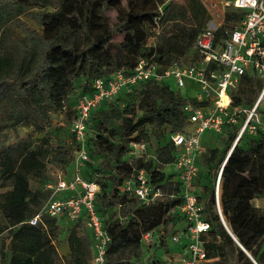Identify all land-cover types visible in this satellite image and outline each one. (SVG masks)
I'll return each instance as SVG.
<instances>
[{
    "label": "trees",
    "instance_id": "1",
    "mask_svg": "<svg viewBox=\"0 0 264 264\" xmlns=\"http://www.w3.org/2000/svg\"><path fill=\"white\" fill-rule=\"evenodd\" d=\"M106 10L115 11L112 23ZM242 15L227 9L222 26L215 31L216 40L225 38ZM25 19L39 29L30 28ZM207 21L208 11L201 0H182L177 4L172 0H0V134L20 125L31 129L28 134L16 135L13 141L6 138L0 142V187H10L0 194V235L8 233L7 244L0 246L3 263L90 264V234L80 220L69 222L42 216L36 225L27 223L49 197L43 189L51 179L49 169H61L67 175L72 172L76 144L69 132L70 124L68 144L53 145L46 132L52 116L75 114L76 98L89 91L94 79L106 78L120 69L129 73L139 57L152 56L162 67L179 62L188 54L196 59L194 50L191 52L193 42ZM182 33L189 34L193 41L181 39ZM151 35L152 45L147 43ZM115 36L121 37L118 43L112 42ZM261 86L262 81L254 74H244L231 94L232 106L250 108ZM133 95L135 102L120 111L115 101ZM187 101L194 102L166 83L146 82L102 102L90 114L87 137L92 122L95 136L93 140L88 137L90 162L82 168L81 177L99 186L95 208L109 235L106 264H136L142 233H157L160 227L164 233L169 228L178 231V225L184 223L176 210L182 203L177 187L173 198L148 206L121 193L119 187L133 169H144L150 174L151 183L171 189V175L161 169L172 164L174 148L167 136L184 131L182 106ZM138 106L142 107L141 114ZM118 118L121 122L116 124ZM148 125L165 130L166 139L149 158L130 164L126 157L129 143H147ZM238 128L233 125L223 130L227 138L221 149L203 144L205 150L197 160L199 174L193 187H199L205 195L194 191L203 204L210 232L215 228L225 241H230L214 201L216 175L226 159L221 172V213L239 244L257 264H264V210L251 204L255 198L264 199V131L244 132L226 158ZM31 133L43 136L33 140ZM95 154L101 156L107 168L95 162ZM202 174L208 180L206 185L199 180ZM31 180L40 188L31 189ZM116 206L121 210V221L108 215ZM60 221L67 222L69 228L64 257L54 246ZM167 243L166 234L156 235L154 246L167 247ZM204 245L207 258L216 254L213 242ZM235 256L234 262L223 258L216 264H253L237 245Z\"/></svg>",
    "mask_w": 264,
    "mask_h": 264
},
{
    "label": "built area",
    "instance_id": "2",
    "mask_svg": "<svg viewBox=\"0 0 264 264\" xmlns=\"http://www.w3.org/2000/svg\"><path fill=\"white\" fill-rule=\"evenodd\" d=\"M215 7V4H211ZM227 9L242 12L241 20L226 32L225 38L216 40L215 29L207 27L201 30L193 42L196 59L188 65L179 62L168 67L156 63L153 57H139L131 72L116 70L106 78H96L86 93L79 94L75 100V114L69 126V132L76 144L72 162V172L67 175L56 169L44 185L49 197L36 215L27 221L30 225L41 222L42 216L65 219L69 222L81 221L90 234V264H106V249L109 235L103 228L102 220L95 208V197L99 186L87 182L81 177V170L90 162L87 155V123L90 114L104 101L115 99L121 92L129 93L137 85L146 82L167 83L173 80L178 90H184L187 81H192L197 89L194 102H185L182 112L185 115L184 131L171 133L167 140L173 145V161L169 173L171 189H163L151 183L150 174L144 169H133L125 179L119 191L136 198L142 205L148 206L166 197L173 198L174 188L179 189L182 203L176 208L184 219V228L169 236V243L180 245L185 242L186 254L178 264H202L207 261V250L202 236L211 229L204 219L203 204L196 199L193 182L199 174L198 158L204 152L202 136L211 131L221 133L229 126H239L236 142L247 132L264 131V0H229ZM214 66V67H211ZM254 74L262 81L261 89L250 108L234 107L231 94L234 93L241 77ZM223 98L226 102H223ZM233 142V143H234ZM151 155L145 141H131L127 160L131 164L136 159H147ZM224 164V163H223ZM219 168L214 183V201L220 220L219 191L221 172ZM159 231H146L141 235V244L145 248L155 245Z\"/></svg>",
    "mask_w": 264,
    "mask_h": 264
},
{
    "label": "rangeland",
    "instance_id": "3",
    "mask_svg": "<svg viewBox=\"0 0 264 264\" xmlns=\"http://www.w3.org/2000/svg\"><path fill=\"white\" fill-rule=\"evenodd\" d=\"M173 2L180 3L182 0H172ZM229 0H202V2L204 3V5L207 7L208 9V21L205 24L204 28L207 27H212V28H219L220 26H222L223 24V17H224V13L227 10L228 7H225V3L228 2ZM215 4V7H212L211 4ZM176 9V6L174 7ZM106 16L109 19V22H113L115 19V11L113 10H106ZM26 23L28 24V26L32 29H39L38 26L32 22L29 19H25ZM216 30V29H215ZM151 31H149L150 33ZM181 39L184 40H191L190 35L187 33H182L179 35ZM121 40L120 36H115L112 39L113 43H118ZM193 41V40H191ZM148 44H153L154 43V37H149L148 39ZM194 49H191V52ZM190 54H188L189 56ZM195 59V58H194ZM182 63L188 65L189 63H191V61L187 58L185 59ZM169 87L172 90L175 91H179L182 95H184V93H186V91L190 94H193L192 91H194L192 89V85L190 84V82L187 81L186 83V89L185 90H178L177 86L175 85L173 80H169L168 82ZM135 95L133 96H126V97H121L120 99L115 101V104L117 106V108L122 111L126 106H131L133 104V102H135ZM108 104L104 105L107 106ZM138 111L139 114H141L142 112V107L138 106ZM125 113L122 114V116ZM73 113H70L67 116H62V114L60 115H53L52 116V121L48 127V129L46 130L47 133L50 134L51 136V143L53 145L56 144H61V145H67L68 141H69V136L67 133V128H68V124H70V122L72 121L73 118ZM121 122V119L118 118V120L116 121V124H119ZM95 123H91L89 131H88V137L91 138L93 140L94 136H95V132H93ZM30 128L26 127V126H17L15 129H7L4 132H2L0 134V142L3 141L4 139H9L10 141H13L14 137L16 135L18 136H22L25 134L30 133ZM148 137L146 139L147 143H148V151L150 154H153L154 149L159 146L160 144H162L165 139H166V131L165 130H161V129H156L151 127L150 125H148ZM224 133V132H223ZM43 136V133L40 134H34L31 133V137L33 140H37L38 138H41ZM204 136H208V137H215V135L211 132V131H207L204 133ZM203 136V137H204ZM115 140V139H114ZM101 156L98 154L94 155V159L95 162H97V164L99 163L100 165H104L106 168L107 166L105 165L104 161L101 160L102 158H100ZM56 169L50 168L49 172H48V176H50V178H52V174L54 173ZM162 171L167 173V170L163 167L161 169ZM30 187L33 190L39 189L40 186L39 184L34 181L31 180L30 181ZM10 187H0V194L6 192L7 190H9ZM120 208L118 206L111 208V210L109 211L108 215L112 220H122L120 217ZM0 221H1V215H0ZM68 223L64 222V221H60L59 225H58V230L57 233L55 235V241H54V246L56 247V250L58 252V254L62 257L66 256L67 254V246L65 243V237L68 234L69 228L67 227ZM177 231H175L173 228H169L168 230H166V236L169 237L170 234H176ZM7 231L3 232L0 235V246L3 244V246L5 247V245L7 244L8 240H7ZM167 247L165 246H154L151 248H145V247H141V251H140V255H139V259H137L135 262L136 264H178L180 261V258L183 256V250L182 248H180V246L171 244V243H167L166 244ZM167 249V251H166ZM219 253H218V259L214 260V261H206L202 264H216L217 262H219L220 260H222L223 258H227L229 259L230 262H234L235 261V249H236V243L231 239L229 242V245L223 244V246H219ZM173 253H178V256H174ZM179 257V258H178ZM178 258V259H177ZM0 264H5L1 261L0 259Z\"/></svg>",
    "mask_w": 264,
    "mask_h": 264
},
{
    "label": "crops",
    "instance_id": "4",
    "mask_svg": "<svg viewBox=\"0 0 264 264\" xmlns=\"http://www.w3.org/2000/svg\"><path fill=\"white\" fill-rule=\"evenodd\" d=\"M202 1V0H201ZM203 3V2H202ZM204 4V3H203ZM205 6V5H204ZM206 7V6H205ZM206 9H207V7H206ZM207 11H208V9H207ZM189 59L191 62L194 60V58L195 57H193L192 58V56L191 55H187L185 58H183V59H181L182 61H184L185 59ZM169 81V80H168ZM167 81V82H168ZM188 82H190V84L192 85V89L194 90V91H192L193 92V94H189L187 91H186V93H184V95H186L188 98H194V96L196 95V92H197V89H196V86H195V84L192 82V81H188ZM185 89H186V87H185ZM184 89V90H185ZM214 135H215V137H208V136H202V141H203V144H204V146L206 145L207 147H210V148H218V149H221L222 147H223V145H224V142L226 141V138H227V136H226V134L225 133H223V131L221 132V133H214V132H212ZM166 170H167V173L169 174L171 171H172V167L169 165V166H165L164 167ZM200 180V182H201V184H204V185H206V184H208V180L205 178V175H203L202 174V177L199 179ZM193 189H194V191L196 192V194H198V195H201L202 197H205V195H203V194H201V191H200V188L199 187H193ZM220 194H221V187H220V191H219V200H220ZM251 204L255 207V208H260V209H262V210H264V199H262V198H255V199H253L252 201H251ZM220 211H221V206H220ZM222 214V213H221ZM222 217H223V215H222ZM220 219V218H219ZM220 223H221V225L224 227V229L227 227L228 228V226H227V224H226V222H225V220H224V218H223V222L220 220ZM184 226H185V224L184 223H180L179 225H178V230H182L183 228H184ZM202 239H203V241L205 242V244L206 245H210V243H214V245H215V251H216V254H212L211 256L212 257H208L207 258V262L208 261H214V260H216V259H218L217 257H218V253H219V249H218V247L219 246H223V244H226V245H229V242L230 241H225L222 237H221V235L219 234V233H217V231H215V228H214V230H212L211 232L209 231L208 233H206V234H204L203 236H202ZM233 240V239H232ZM234 241V240H233ZM235 242V241H234ZM237 245V244H236ZM177 246H180V248H182V250H183V255H185L186 254V250H185V248H184V246H185V242H183V243H181L180 245H177ZM238 246V245H237ZM262 248H264V242H262ZM68 249V248H67ZM68 251V250H67ZM246 251V250H245ZM247 252V251H246ZM174 254V256H178L179 254L178 253H173ZM235 255H236V249H235ZM179 258V257H178ZM177 258V259H178Z\"/></svg>",
    "mask_w": 264,
    "mask_h": 264
},
{
    "label": "water",
    "instance_id": "5",
    "mask_svg": "<svg viewBox=\"0 0 264 264\" xmlns=\"http://www.w3.org/2000/svg\"><path fill=\"white\" fill-rule=\"evenodd\" d=\"M236 142H237V141H236ZM236 142H234V143L232 144L230 150L228 151V154H227L226 158H227L228 155L230 154V152H231V150H232V147L235 145ZM225 161H226V159H225ZM225 161H224V163H225ZM223 165H224V164H223ZM225 230H226V232L229 234V236L231 237V239H233V240L235 241V243L238 245V247H239V248L245 253V255L251 260V262H252L253 264H257V263L253 260V258L250 256V254H249L248 252H246L245 249L239 244V242L236 240V238L232 235V233H231V231L229 230V228L226 227ZM166 251H167V249H166Z\"/></svg>",
    "mask_w": 264,
    "mask_h": 264
},
{
    "label": "bare ground",
    "instance_id": "6",
    "mask_svg": "<svg viewBox=\"0 0 264 264\" xmlns=\"http://www.w3.org/2000/svg\"><path fill=\"white\" fill-rule=\"evenodd\" d=\"M223 102H224V103L226 102V99H225V98H223Z\"/></svg>",
    "mask_w": 264,
    "mask_h": 264
}]
</instances>
